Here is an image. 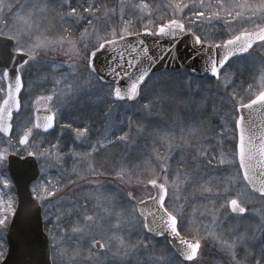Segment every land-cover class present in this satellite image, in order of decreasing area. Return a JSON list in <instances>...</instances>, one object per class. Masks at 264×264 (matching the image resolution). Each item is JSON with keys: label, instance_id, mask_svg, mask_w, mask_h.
<instances>
[{"label": "snow or ice", "instance_id": "snow-or-ice-1", "mask_svg": "<svg viewBox=\"0 0 264 264\" xmlns=\"http://www.w3.org/2000/svg\"><path fill=\"white\" fill-rule=\"evenodd\" d=\"M126 6L134 10L133 15L139 14L137 20L141 18L147 20L143 32L133 31L134 22L125 18L124 8ZM78 8H81L82 11H78ZM168 8L170 9L168 15L155 18L156 12L144 0L135 5H125L122 2L120 23L114 27L110 26L109 30L100 34L95 29L94 21L99 20V14L103 9L95 3H88L85 6L74 5L73 0H0V19L6 26L11 21L9 31H14L15 34L10 36V39L15 41L16 45L13 55L7 59L0 57V81L5 83V88L0 89L4 92L5 97L0 103V134H4L0 138H3L7 143L6 148L0 149V187L8 189L12 187V180L5 171L10 149L19 147L28 152L30 156L44 160L46 164L52 163L54 155L56 160L65 159L64 156L59 155L62 151L59 140L53 144L47 139H42L39 145L35 141L39 136L51 135L56 127L57 115L63 117L65 109L83 94V89L77 88L75 84L68 85V80L75 82L85 75L94 77L96 85L100 89H107V95L115 101L136 102L139 99H147L143 90L148 89L149 84L154 80L181 82L187 80V86L191 87L193 81L188 78L189 72L186 69H191L193 76L196 69L192 68L187 61L199 59L203 61V72L209 78L202 81L200 86L208 85L209 88L214 87L217 91L222 89V95L227 98L231 107V112L227 114V119L221 124V128L223 129L229 121L231 122L233 137L230 142L233 147L231 152L219 156L218 163L234 169L231 177L234 184L232 189H226L225 193L227 195L233 191L234 198L226 200L222 206L223 210L229 215L243 216L249 211L247 205L250 202V197L258 195L261 200H264V131H261L257 138L255 125L251 119L253 111L264 112V57L261 58V90L257 92H252V85H249L246 96L238 94L235 91L234 74L231 72L233 59L241 58L245 54L251 55L250 50L254 46L264 48V0H260L258 4L227 5L217 3L215 8L222 9L223 15L219 10L214 11L212 5L205 4L204 0H198V2L189 0L187 3L183 0H179V2L173 0ZM49 13L69 25L85 20L89 26H93L91 35L95 38V42L83 44V48L77 52L76 41L71 39L68 29L62 28L61 31L69 32V35L51 38V30L44 27L48 22ZM216 25H220V27L217 28ZM208 28H212V32H208ZM87 33L88 29H84L82 35ZM3 34L0 33V35ZM146 36L170 38L169 46L161 47L158 52L150 53L149 45L142 38ZM189 38L190 45L186 43ZM181 43H185L186 48H191V52L181 53L178 47ZM118 47L122 50L121 54H110L109 60H106L103 65L106 71L102 72L101 66L96 62L98 54L108 52L110 49L115 52ZM125 51L129 53V56L122 54ZM49 52H63L70 60L72 59L71 54L77 52L80 61L78 63L61 62L57 67V61H45ZM14 57H19V59L16 60ZM165 61L168 63L166 64ZM45 62L49 65V70L55 72V75L50 81L53 85L50 89L51 94L40 97V99L55 106L56 110L45 109L47 114L43 120L37 116L34 122L28 120L16 123L13 114L15 112L17 116L20 115L21 94L28 91L25 86V75L33 65ZM56 76L60 78L57 79ZM62 84L65 85V88L71 89V96L66 94L65 88L57 91V88ZM112 84L116 86L113 88ZM122 84L123 87H121ZM229 88H232L233 91L229 92ZM138 111H150V104L141 105ZM74 119L80 120L81 118L74 117ZM83 122L87 123L86 120ZM125 122L130 123L131 117L126 116ZM65 127L71 129L72 125L68 124ZM89 131L90 128L87 126L83 129L79 127L74 129L75 136L85 140L88 138ZM13 137H15V144L12 143ZM129 138L130 134L125 132L123 135L117 136L116 141L126 142ZM105 140L109 145L114 143L111 137H106ZM44 144H49V147L44 148ZM90 146L91 152L84 156H91L98 149L104 148L105 143L97 140L96 144ZM30 149L35 150L30 151ZM67 156L68 158H84L80 153L74 151L68 153ZM128 159L123 157L116 161L113 169L121 182L125 184L129 183L135 173V170L130 171L125 167ZM155 159L156 168L152 169V174L145 181L140 182L145 188L155 191V195L150 192L148 194V203L154 210L145 214L143 199L139 201L140 208L137 210V197L127 188L117 186L116 192L108 197L113 203L123 200L131 205L132 216L129 222L136 223L138 221L140 230L145 233L144 238L132 246L133 258L122 260L120 264H141L137 254L140 251L154 253L157 250L156 244L153 242L156 237H171L173 241H178V244L172 245L176 248V252L173 256L153 255L143 264H198L202 243L196 238L190 241L185 240L181 235V231L188 228L189 224L184 205L177 202L176 192L180 187L178 181L181 176L184 177L182 182L184 184H197L199 180L193 178L194 174H190L186 169L180 167L185 165L184 160L177 161V166L174 168L171 163V155L164 158L157 156ZM196 160L206 161L208 165L212 163L209 153L203 150H200L199 155L194 157L193 162ZM139 168L140 165L135 166L136 170ZM157 170L160 175H156ZM87 171V176L79 175L73 168V175H76L77 179L70 180V183L76 185L77 188L86 187L92 191L83 192L71 200L69 202L72 205L71 210L64 207L65 200L61 196V189L51 180H45L43 183L36 181L32 185L29 190L30 199L21 211L27 218H31L33 215L38 217L42 208L46 214L54 215V221L46 216V222L55 223L57 234L52 236V239L56 241L58 256L63 255L60 245L64 242L68 232L67 228L60 229L61 223L72 215L79 217L86 227H73L71 231L74 234L79 233V239L87 242L90 251L89 258L83 260L81 264H104L100 257H92L91 252L103 250L106 253L109 251V244L91 235V229L88 227L96 223V206L92 205V200H99L103 196L100 189L104 185L100 182L99 177L104 173L99 172L91 165ZM172 173L176 174L174 181L169 180V175ZM126 177L129 180H126ZM81 180L86 183L78 184V181ZM201 190L211 194V189L206 185L202 184ZM57 207H60L61 210L54 211ZM0 212L4 213L0 215V233H2L8 227V214L15 216L17 212L11 200L0 208ZM90 212L92 214H89ZM215 223L219 226V220H216ZM256 232L259 233V236L256 235ZM256 232L237 236L234 243L221 241V244L233 256L234 264H244L235 258L237 244L243 245L246 258L251 257L254 264H264V218L256 226ZM149 234H151V238H149ZM189 234L191 235V232ZM120 242L123 244L122 239ZM3 247L0 244V249ZM160 251L162 253V250ZM0 264H7L3 250H0Z\"/></svg>", "mask_w": 264, "mask_h": 264}, {"label": "rangeland", "instance_id": "rangeland-1", "mask_svg": "<svg viewBox=\"0 0 264 264\" xmlns=\"http://www.w3.org/2000/svg\"><path fill=\"white\" fill-rule=\"evenodd\" d=\"M73 2L74 5L82 4L86 6L88 3H95L102 7L103 11L99 14V20L94 21V26L97 32L104 34L105 31L109 30L110 26L114 27L120 23V5L122 2L125 5H135L140 3L141 0H73ZM144 2L152 6L156 12L155 18H159L170 13L168 5L173 0H144ZM176 2H179V0H176ZM183 2L187 3L189 0H183ZM204 2L212 5L214 11H221L223 15L222 9L215 8L217 3L227 5L258 4L260 0H204ZM113 9L115 11H112ZM78 11H82V9L78 8ZM133 11L131 7L126 6L124 8L125 18L134 22L133 31H141L144 25L147 24V20L142 18L137 20V15L139 14L133 15ZM10 26L11 21L6 26L4 21L0 19V33L10 36L14 35V31H9ZM44 27L51 30L50 36L53 39L62 35H69L70 32L71 39L76 41L77 52L83 48V44L95 42V38L91 35L93 26H89L85 20H81L78 24L69 25L60 21L54 14L49 13L48 22ZM216 27L219 28L220 25H216ZM62 28L68 29L69 32L61 31ZM84 29H88V33L82 35ZM207 31L212 32V28H208ZM65 48L67 49V45ZM77 52L71 54V60L63 52H49L47 57H45V61L55 60L57 61V67L61 62L78 63L80 57ZM251 53V55H245V59L242 61H234L231 72L236 80V71L239 70V67L246 60L250 63H257L258 70L254 89L252 90V92H257L261 83L260 69L262 66L261 58L264 57V48L256 46ZM34 67L40 68L41 73L37 74V72L33 71L28 81L29 83L40 82L41 84L37 88L46 91L42 94L31 96V90L28 88L26 92V111L16 116V123L28 120L33 121L35 101L40 100L39 103L43 105L44 100L40 99V97L51 94L50 89L53 85L50 81L55 72L49 70V65L46 62L33 65L28 70L30 71ZM65 75H67V72H65ZM56 78L59 79L60 77L56 76ZM188 78L193 81L191 87L187 86V80L183 82L154 80L149 84L148 89L143 90L147 99H139L136 102H119L109 97L111 103L106 112L107 116L105 114L102 123L89 131L86 140L77 138L74 129H69L62 125L60 123L61 115H57V125L51 135L39 136L35 141L37 145L40 144L42 139H47L53 144L57 140L60 142L62 151L59 155L64 156L65 159L56 160L54 155L52 163L46 164L44 160L37 157L41 173L36 181L43 183L45 180H51L53 184L61 189V196L65 200L64 207L69 210L72 207L69 203L71 200L83 192L92 191L86 187L77 188L76 185L70 183V180L77 179V176L73 175V168L77 170L79 175L84 176L88 175L87 169L89 165L104 173L103 176L99 177L100 182L104 185L100 189L103 196L99 200H92V205L96 206V223L88 226L91 229V235L109 244V251L106 253L103 250L91 252L92 257H100L104 264H116V262L120 264L122 260L132 259V246L142 240L145 235L140 230L138 221L136 223L129 222L132 216L131 205L123 200L113 203L108 197L116 192L117 186L127 188L128 191L133 192L137 200L147 197L149 192L152 194L153 190L145 188L140 182L145 181L152 174V169L156 168L155 158L157 156L164 158L171 155V163L174 168L177 166V161L184 160L186 162L185 165L180 167L186 169L190 174H194L193 178L199 180L197 184H184L182 183L184 177L181 176L180 181H178L180 187L176 192L177 202L184 205L186 219L189 224V227L182 230V232H191V235L202 243L198 264H234L233 256L221 244V241L234 243L237 236L250 235L256 232V226L264 218V200H261L258 195L250 197V202L247 205L249 211L246 216L229 215L228 212L223 210L222 206L226 200L234 198L233 191H230L227 195L225 194L226 189H232L234 184V181H231L234 169L218 163L219 156L231 152L233 147L230 142L233 137L231 122L229 121L223 129L221 128V124L227 119V114L231 112V107L227 98L222 95V89L217 91L214 87L209 88L208 85L200 86L202 81H206L208 78L196 77L191 74H189ZM67 84H75L77 88L84 90L83 94L95 90L107 92V89H100L96 85L94 77L87 75L83 78H78L75 82L68 80ZM3 88L2 81H0V89ZM62 88H65V85L59 86L57 91ZM247 88L241 94L242 96L248 94ZM228 91L232 92L233 89L229 88ZM65 92L71 96L70 88H65ZM102 96L105 97L104 94ZM3 97L4 92L0 91V102ZM143 104H150V111H138ZM47 106L52 108L53 111L56 110L55 106L49 103ZM129 109L131 110L129 111ZM27 111L29 114H26ZM126 116L131 117L130 123L125 122ZM125 132L130 134L129 140L126 142L116 141V137L123 135ZM222 132L225 134L222 135ZM0 137L3 136L0 135ZM106 137H111L114 143L111 145L107 144ZM97 140L103 141L105 147L98 149L91 156H84V154L91 152L90 145L96 144ZM12 143L15 144V140H12ZM6 147L7 143L4 142L3 138H0V149ZM43 147L47 148L49 144H44ZM34 150L30 149V151ZM200 150L209 153V159L212 160L211 165L202 160L193 162L194 157L199 155ZM53 151L55 152V150ZM73 151L80 153L84 158H68L67 154ZM11 153L26 155L28 152L16 147L10 149L9 154ZM123 157L129 158L125 167L129 168L130 171L135 170L130 180L128 177L125 178L129 180L127 184L122 183L119 176L113 171L116 161ZM136 165H140L138 170L135 169ZM5 171L8 174L6 164ZM156 175H160L158 170ZM169 180H176V174H170ZM85 183L86 181H78V184ZM202 184L211 189V194L202 192ZM9 200L13 202V207H15L16 196L13 191V183L11 189L0 187V201H2L0 208L6 205ZM60 210V207L54 209V211ZM2 214L4 213L0 212V215ZM89 214L92 213L90 212ZM8 215L9 224L12 215ZM46 216L53 221L55 218L52 213L46 214L43 210L45 229L51 241L54 264H64V262L66 264H81L83 260L89 258L90 251L87 242L79 239V233L74 234L71 231L73 227H86L79 217L72 215L61 223L60 229L67 228L68 232L64 242L60 245V251L63 255L58 256L56 254V241L52 239V236L57 234V229L55 223L46 222ZM216 220H219V226L216 225ZM7 229L8 227L0 233V244L4 246L0 250L3 251H6L7 247ZM256 235L259 236V233L256 232ZM118 238L123 240V244ZM149 238L151 237L149 236ZM153 242L156 244L155 241ZM155 253L156 251L154 253L140 251L137 255L139 257ZM235 253V258L238 260L246 261L251 259V257L246 258L245 249L241 244H237ZM74 257L75 260H73ZM206 257H211L214 263H209V258L206 259Z\"/></svg>", "mask_w": 264, "mask_h": 264}, {"label": "water", "instance_id": "water-1", "mask_svg": "<svg viewBox=\"0 0 264 264\" xmlns=\"http://www.w3.org/2000/svg\"><path fill=\"white\" fill-rule=\"evenodd\" d=\"M140 32H143V30ZM142 38L145 40V43L149 45L150 53L158 52L159 48H166L169 46L170 38L167 37L146 36ZM186 43L189 45L191 44L190 38ZM13 45V40H11L9 37L0 35V57L7 59L10 55H13L14 52L11 50ZM178 47L181 53L188 54L191 52V48H186L185 43L179 44ZM121 51L122 50L118 47L115 52L110 49L108 52L98 54L96 62L101 66L102 72L106 71V69L103 68V65L106 60H109L110 54L119 55L121 54ZM122 54L129 56V53L126 51ZM133 55H135V53H133ZM14 59L18 60L19 57H14ZM165 63L167 64L168 62L165 61ZM187 63L190 64L192 68L196 69L195 76H207L203 72L202 60L197 59L193 61L189 59ZM186 70L191 73V69ZM106 79H108V77H106ZM112 85L113 88L116 86L115 84ZM121 87H123V84ZM46 114L47 113L42 110L36 111L35 119L37 116H39L41 120H43V117ZM251 119L255 125L256 137L258 138L261 131H264V112L260 110L253 111L251 114ZM7 169L14 184L17 196V214L12 216L7 232L8 246L5 254L7 264H53L51 258V243L44 228L42 209L39 211L38 217L33 215L31 218L25 217L24 213L21 211V209L27 205V202L30 199L29 190L32 187V184L38 179L40 175L37 158L32 157L29 154L21 157L11 153L8 155ZM144 201L145 206L143 210L145 214L154 210L152 205L148 203V198L144 199ZM139 208L140 204L138 202L137 209L139 210ZM167 239L170 241L171 245L179 243L178 241H173L171 237H168ZM184 239L189 241L192 240L186 237H184Z\"/></svg>", "mask_w": 264, "mask_h": 264}, {"label": "trees", "instance_id": "trees-1", "mask_svg": "<svg viewBox=\"0 0 264 264\" xmlns=\"http://www.w3.org/2000/svg\"><path fill=\"white\" fill-rule=\"evenodd\" d=\"M244 59L245 56L234 59L232 63L236 60L242 61ZM257 70V63H250L247 62V60L239 67V70L236 71L235 80L237 93L241 95L243 92H245V89L249 85H252V90L254 89ZM40 84V82H28L26 84V88H30L31 90V96L42 94L46 91L37 88V86H39ZM103 94L105 95V97L102 96ZM110 103L111 101L106 91L95 90L89 93L82 94L74 103H72V105H70V107H68L67 110H65V112L63 113V117L60 116V123L64 126L71 124L72 129H76L78 127L83 129V127L87 126L90 128V130H92L94 127H97L102 123ZM26 114H29L28 111L26 112ZM74 117H80L81 119L76 120L74 119ZM84 120H86L87 123H84Z\"/></svg>", "mask_w": 264, "mask_h": 264}, {"label": "flooded vegetation", "instance_id": "flooded-vegetation-1", "mask_svg": "<svg viewBox=\"0 0 264 264\" xmlns=\"http://www.w3.org/2000/svg\"><path fill=\"white\" fill-rule=\"evenodd\" d=\"M1 36L9 37L10 38V35L3 34ZM15 46L16 45H15V41H14V45L11 48L12 52H14ZM33 71H35V73L37 72V74H40L41 73V69L40 68H36V67L32 68L30 71L28 70L27 74L25 75L26 84L29 82L28 81V78H29V76L31 74H33ZM26 84H25V86H26ZM2 86L5 88V83L3 81H2ZM26 96H27L26 95V92H24V93L21 94V113L20 114L24 113L23 111H25V105H26V101H27V99H26L27 97ZM4 98L5 97H3L1 99V102L0 103H2V100ZM39 101L40 100H36L35 103H34L33 122H34V117H35V112L36 111L45 110V109L49 108L47 106V104H48L47 102L44 101V104L42 105V104L39 103ZM16 116L14 117V120L15 121H16V118H17ZM57 120H58V116H57V119H56V124H57ZM13 140H15V137H13ZM19 155H21V154H19ZM6 166H7V162H6ZM246 214H244L243 216H246ZM181 235H183V236H185V237H187L189 239L195 238L192 235H189V233H184L182 231H181ZM149 236L151 237V234H149ZM154 241L156 242V248H157L156 253L155 254H149V255L139 256L138 258L140 259L141 264H143V262L145 260L151 259V257L153 255L159 256L161 254H164L166 256H173V254L176 252V249L170 244V241L168 239L161 238V237H156ZM160 250H162V253H161ZM208 258H209V263H214V261L211 259V257H206V259H208ZM256 258L258 259L259 256L257 255ZM242 262H244V264H254V261H253L252 258L249 259V260H246V261L243 260ZM116 264H118V262H116Z\"/></svg>", "mask_w": 264, "mask_h": 264}]
</instances>
